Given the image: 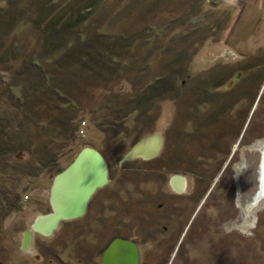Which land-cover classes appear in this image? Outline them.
<instances>
[{
	"label": "rangeland",
	"instance_id": "rangeland-1",
	"mask_svg": "<svg viewBox=\"0 0 264 264\" xmlns=\"http://www.w3.org/2000/svg\"><path fill=\"white\" fill-rule=\"evenodd\" d=\"M216 3L0 0V49L9 48L0 59V264H101L114 237L132 235L142 242V264H164L173 254L162 251L165 239L145 244L142 220L146 185L158 183L152 169L160 167H178L189 181L179 197V251L171 264H264V211L252 235L239 230L241 207L258 193L264 171V46L230 42L248 55L219 56L212 44L229 18ZM87 6V19L74 28L84 38L74 58L80 61L44 54L42 20L71 7V23ZM29 62H40L47 81ZM50 88L60 89L68 107ZM153 135L160 147L152 160L127 157ZM84 147L103 155L108 184L82 217L48 236L31 232L26 245L35 219L52 213L55 171Z\"/></svg>",
	"mask_w": 264,
	"mask_h": 264
},
{
	"label": "water",
	"instance_id": "water-1",
	"mask_svg": "<svg viewBox=\"0 0 264 264\" xmlns=\"http://www.w3.org/2000/svg\"><path fill=\"white\" fill-rule=\"evenodd\" d=\"M159 147L160 137L153 135L137 143L127 157L149 159L156 154ZM108 182V166L101 152L93 147L81 149L73 162L54 176L50 188L52 213L35 219L31 231L25 233V244L28 245L31 232L48 236L57 229L59 222L82 217L91 197ZM179 183L182 186L181 177ZM101 264H139L137 246L127 239H113L102 254Z\"/></svg>",
	"mask_w": 264,
	"mask_h": 264
},
{
	"label": "flooded vegetation",
	"instance_id": "flooded-vegetation-1",
	"mask_svg": "<svg viewBox=\"0 0 264 264\" xmlns=\"http://www.w3.org/2000/svg\"><path fill=\"white\" fill-rule=\"evenodd\" d=\"M152 158L145 159L150 161ZM226 167V166H225ZM222 169V171L225 169ZM153 179L158 183L150 182L146 186L145 191V209L146 213L142 217L144 225V239L146 238L145 244L148 242L151 245H155L156 241L166 240L163 252L173 254L171 259L166 260L164 264H171L172 259L176 256L179 251V197H181L188 185V174H179V168H155L152 169ZM179 177L183 179L184 186L182 187L179 183ZM153 181V180H152ZM182 187V188H181ZM181 188V191L179 189ZM211 191L207 193L203 200L197 206L194 215L189 219L185 230L192 224L194 217L198 211L202 208L209 197ZM168 237V239L166 238ZM127 239L137 246L139 251V264H142L143 250L142 242L135 235L128 237H114L113 239ZM112 239V240H113ZM111 240V241H112ZM110 241V242H111ZM204 241V240H203ZM202 241V242H203ZM109 242V243H110ZM161 243H159L160 245ZM108 246V245H107ZM106 246V247H107ZM166 246V247H165ZM162 245L158 248L161 249ZM106 249V248H105ZM104 249V250H105ZM104 252V251H103ZM102 252V254H103ZM158 262L157 264H159ZM209 263V262H208ZM162 264V263H161Z\"/></svg>",
	"mask_w": 264,
	"mask_h": 264
},
{
	"label": "crops",
	"instance_id": "crops-1",
	"mask_svg": "<svg viewBox=\"0 0 264 264\" xmlns=\"http://www.w3.org/2000/svg\"><path fill=\"white\" fill-rule=\"evenodd\" d=\"M214 5H217L213 8L215 11L224 12V21L229 18L223 35L212 44L217 52L221 51L219 56L233 55L244 59L248 55L232 50L230 42L239 46H264V0H221Z\"/></svg>",
	"mask_w": 264,
	"mask_h": 264
},
{
	"label": "trees",
	"instance_id": "trees-1",
	"mask_svg": "<svg viewBox=\"0 0 264 264\" xmlns=\"http://www.w3.org/2000/svg\"><path fill=\"white\" fill-rule=\"evenodd\" d=\"M45 5L47 6L46 3H45ZM49 8L50 7L48 6V9ZM70 9H71V7H68V8H66V12L60 13V15L54 20L55 22L52 21V17H50V16H48V19L42 20L43 22H46L45 30H47V35H45L44 39L42 40L43 41L42 45L46 50L43 52L47 56H49V55L52 56L55 53H62V55L64 57H68V58L70 57L72 59H74V58L79 59L78 57L79 56L81 57V54L83 53L82 52V48L84 47L83 34H80L74 28H77L78 25L83 24L85 22V20L87 18H86V14H84L85 13L84 11H88L90 9V6H87L84 9H81L80 11L78 10V13L76 15V19L71 20L72 21L71 23L66 18V15L71 12ZM21 21L22 20H18V23L20 24ZM9 23L12 24V21ZM59 23H60V26L57 28V30L53 29V26L57 25ZM8 24H7V20H6L5 25H8ZM3 28H5V27L3 26V22L1 21L0 22V33L3 31ZM6 28H10V27L7 26ZM8 51H9V48H4L3 50L0 49V59H1V55L5 56ZM84 55L86 56L87 54L84 53ZM75 59L73 60L74 64L77 61H80V60H75ZM16 62H18V60ZM22 63H24L26 65V61H23ZM29 63H30V66H32L34 69H36L38 71L37 75L40 76L43 74L44 75L43 78L47 81L46 77L48 76V78H49V75L45 72L44 73L42 72V69H41L42 66L40 65V62H37V63L29 62ZM27 65H28V62H27ZM4 71L5 70L0 69V73H2ZM0 83L2 84L3 81L1 80ZM48 91L53 93V95H56L58 97L59 101L61 102L60 103L61 108H66V106L69 104V101L64 100L63 95L61 93H59L60 89H58V88L51 89L50 88ZM62 101H64V102L62 103ZM142 101H143V103L146 102V101H144V99H142ZM20 107H22V106H20ZM69 120H73V118H69ZM60 121H58V123H59L60 128H61L62 137L63 138L67 137L71 141V137H69L71 134L69 136H67L65 134L66 129L65 130L63 129V128H66L65 127L66 125L64 124L65 121L64 122H62V121L60 122ZM69 123H71V122H69ZM2 134H3V131L1 130L0 135H2ZM72 135H73V132H72ZM20 147H23V146H20ZM57 172H59V170L55 171L54 176L57 174ZM9 216H11V213L6 218H8Z\"/></svg>",
	"mask_w": 264,
	"mask_h": 264
},
{
	"label": "clouds",
	"instance_id": "clouds-1",
	"mask_svg": "<svg viewBox=\"0 0 264 264\" xmlns=\"http://www.w3.org/2000/svg\"><path fill=\"white\" fill-rule=\"evenodd\" d=\"M251 215L247 219H242L241 223L243 225L239 230L243 235H252L251 229L255 227L256 221L258 219L257 213L264 211V200L262 201H252L250 202Z\"/></svg>",
	"mask_w": 264,
	"mask_h": 264
},
{
	"label": "bare ground",
	"instance_id": "bare-ground-1",
	"mask_svg": "<svg viewBox=\"0 0 264 264\" xmlns=\"http://www.w3.org/2000/svg\"><path fill=\"white\" fill-rule=\"evenodd\" d=\"M259 144V147L261 148V150L263 151V166H264V141H260L258 142ZM148 150V149H147ZM184 186V182L182 184V187ZM264 197V172L262 173V180H261V185H260V189L258 191V193L252 198L251 202L252 201H257L259 202L261 200V198ZM247 202V201H246ZM245 202V203H246ZM245 203L242 205V210L245 209V216L242 215L241 219L239 221H241L242 219H247L251 213H250V210H251V207H250V202L249 204L247 203V206H245ZM89 204V203H88ZM60 223V222H59ZM242 225V224H241ZM243 226V225H242Z\"/></svg>",
	"mask_w": 264,
	"mask_h": 264
}]
</instances>
